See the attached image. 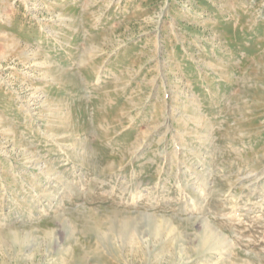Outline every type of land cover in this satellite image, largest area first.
I'll return each mask as SVG.
<instances>
[{
	"label": "rangeland",
	"instance_id": "rangeland-1",
	"mask_svg": "<svg viewBox=\"0 0 264 264\" xmlns=\"http://www.w3.org/2000/svg\"><path fill=\"white\" fill-rule=\"evenodd\" d=\"M0 264H264V0H0Z\"/></svg>",
	"mask_w": 264,
	"mask_h": 264
},
{
	"label": "bare ground",
	"instance_id": "bare-ground-1",
	"mask_svg": "<svg viewBox=\"0 0 264 264\" xmlns=\"http://www.w3.org/2000/svg\"><path fill=\"white\" fill-rule=\"evenodd\" d=\"M212 238H213V237H212ZM209 242H210V241H209V239H208L207 242H206V244L209 243Z\"/></svg>",
	"mask_w": 264,
	"mask_h": 264
}]
</instances>
